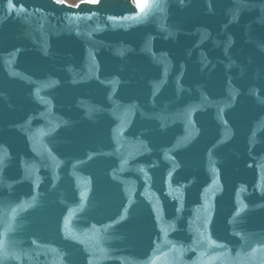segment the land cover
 <instances>
[{"label": "water", "instance_id": "1", "mask_svg": "<svg viewBox=\"0 0 264 264\" xmlns=\"http://www.w3.org/2000/svg\"><path fill=\"white\" fill-rule=\"evenodd\" d=\"M0 0V264H264V0Z\"/></svg>", "mask_w": 264, "mask_h": 264}, {"label": "snow or ice", "instance_id": "2", "mask_svg": "<svg viewBox=\"0 0 264 264\" xmlns=\"http://www.w3.org/2000/svg\"><path fill=\"white\" fill-rule=\"evenodd\" d=\"M146 5H143L140 3V0H137V7L140 8L141 10L143 9V7H145Z\"/></svg>", "mask_w": 264, "mask_h": 264}, {"label": "rangeland", "instance_id": "3", "mask_svg": "<svg viewBox=\"0 0 264 264\" xmlns=\"http://www.w3.org/2000/svg\"><path fill=\"white\" fill-rule=\"evenodd\" d=\"M70 4H75L76 2L80 1V0H64Z\"/></svg>", "mask_w": 264, "mask_h": 264}]
</instances>
